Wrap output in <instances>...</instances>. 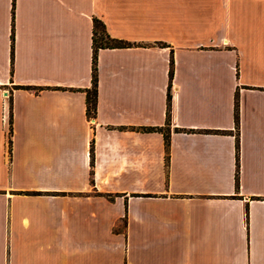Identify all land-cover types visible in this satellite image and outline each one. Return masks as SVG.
<instances>
[{
	"label": "crops",
	"instance_id": "1",
	"mask_svg": "<svg viewBox=\"0 0 264 264\" xmlns=\"http://www.w3.org/2000/svg\"><path fill=\"white\" fill-rule=\"evenodd\" d=\"M0 264H264V0H0Z\"/></svg>",
	"mask_w": 264,
	"mask_h": 264
},
{
	"label": "trees",
	"instance_id": "2",
	"mask_svg": "<svg viewBox=\"0 0 264 264\" xmlns=\"http://www.w3.org/2000/svg\"><path fill=\"white\" fill-rule=\"evenodd\" d=\"M13 38V36H12ZM130 42L118 39L110 36L108 31L106 30L105 24L102 20L97 17L93 18V30H92V46H93V64H92V75H91V87L86 89V108L88 116H94L96 110V96H97V65H96V57L97 50L99 47H112V46H126L129 45ZM12 48L13 45L11 44ZM173 73V60L170 59V67H169V77L171 79ZM169 105H170V93H167V122L169 118ZM11 112L9 117V127L7 132L8 144L10 146L11 143ZM234 117L235 124L238 126L239 123V105H238V96L235 94L234 99ZM154 128V127H151ZM165 141L168 144V134L165 133ZM238 149V144L236 145ZM237 151V150H236ZM90 154L92 156V142L90 147ZM236 161L238 163V154L236 153ZM237 171V169H236ZM92 173V170L90 171ZM92 179V178H91ZM235 183L238 185V175L235 174Z\"/></svg>",
	"mask_w": 264,
	"mask_h": 264
},
{
	"label": "built area",
	"instance_id": "3",
	"mask_svg": "<svg viewBox=\"0 0 264 264\" xmlns=\"http://www.w3.org/2000/svg\"><path fill=\"white\" fill-rule=\"evenodd\" d=\"M225 43V42H224ZM90 121H93V116H89Z\"/></svg>",
	"mask_w": 264,
	"mask_h": 264
},
{
	"label": "rangeland",
	"instance_id": "4",
	"mask_svg": "<svg viewBox=\"0 0 264 264\" xmlns=\"http://www.w3.org/2000/svg\"><path fill=\"white\" fill-rule=\"evenodd\" d=\"M7 131H8V129H7Z\"/></svg>",
	"mask_w": 264,
	"mask_h": 264
}]
</instances>
